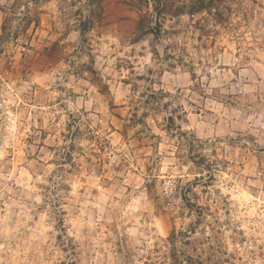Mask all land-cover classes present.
Here are the masks:
<instances>
[{
	"label": "clouds",
	"instance_id": "obj_1",
	"mask_svg": "<svg viewBox=\"0 0 264 264\" xmlns=\"http://www.w3.org/2000/svg\"><path fill=\"white\" fill-rule=\"evenodd\" d=\"M0 264H264V0H0Z\"/></svg>",
	"mask_w": 264,
	"mask_h": 264
}]
</instances>
